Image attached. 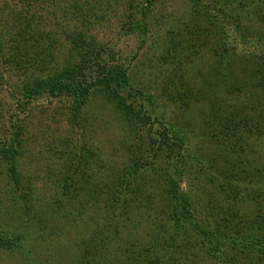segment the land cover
Returning a JSON list of instances; mask_svg holds the SVG:
<instances>
[{
    "label": "rangeland",
    "instance_id": "obj_1",
    "mask_svg": "<svg viewBox=\"0 0 264 264\" xmlns=\"http://www.w3.org/2000/svg\"><path fill=\"white\" fill-rule=\"evenodd\" d=\"M37 1L40 2L36 4ZM139 1L0 0V6H6L0 13V37L13 26L9 10L15 13L21 7L22 12L30 14L33 29L41 30L40 42L47 46L48 53L44 56L46 65L40 68L41 59L33 55L37 49L24 51L17 58L22 57L27 62L22 68L14 61L5 62L13 58L6 53V43L2 44L3 52L0 51V148L9 143L12 134H18L20 146L15 167L21 182L18 191L7 164L0 160V233L2 231L11 244L6 249L0 248V264H74L75 257L80 256L76 248L103 229L102 221L108 226L109 220L114 219L106 200L92 192L93 185L119 188L123 179L120 174L132 172V165L138 159L149 158L150 168H146L145 175H139L143 178L136 185L141 198L150 195L159 179L157 171L163 177L173 173L176 157L170 155L167 148H157V143L163 136L173 139L171 131L174 129L181 131L179 136L188 138L190 155L203 157L212 164L207 175L213 173V169L217 172L231 168L227 156L219 155L224 151L207 143L203 128L211 117V106L223 113L231 111L233 115H240L244 108H249L248 103L258 101L263 91L257 82L256 70L260 64L242 58L229 62L223 69L213 39H204L200 33L204 21L199 20L186 0H156L146 18L151 32L142 43L140 31L133 33L132 28L123 24L130 13L129 5ZM54 9L55 20L50 16ZM247 29V39L251 40L260 32L264 33L263 25L255 24ZM80 33L85 45H94L96 49L104 47L114 53L119 63L129 64L128 75L134 88L144 95H153L155 108L144 99L138 103L149 111L151 120H140L125 134V120L117 113L114 103L104 96L91 98L77 119L73 117L72 101L68 97L32 100L26 103L25 111L16 108L23 100L21 89L33 74L43 78L78 67L80 50L72 45V38L79 43L76 36ZM172 39L175 42L170 44ZM106 53L100 60L107 57ZM88 63L90 70L85 75L96 71L95 62L90 59ZM181 83L188 84L184 92L178 91ZM82 144L100 157L101 168L94 171L98 182L88 181L83 186L85 190L79 191L76 200L70 202L75 206L70 210L67 198L61 196L58 187L64 181L67 157ZM257 146H252L257 155L256 166L264 163V147ZM141 165L136 170L140 171ZM198 179L203 182L200 176ZM140 202L144 204L142 199L132 204L129 214L122 212L120 219L127 218V229L116 226L113 229L122 239L133 237L147 242L151 230L141 213ZM177 240L180 242L183 238L180 236ZM195 251V248L183 249L177 258L181 264L203 262L200 253H195V260Z\"/></svg>",
    "mask_w": 264,
    "mask_h": 264
},
{
    "label": "trees",
    "instance_id": "obj_2",
    "mask_svg": "<svg viewBox=\"0 0 264 264\" xmlns=\"http://www.w3.org/2000/svg\"><path fill=\"white\" fill-rule=\"evenodd\" d=\"M186 1L199 20L204 21L205 26L200 33L204 39H213L219 52L218 57L223 61L221 67H228L229 62L234 60L258 62V87L264 91V33H259L257 41L255 38L247 39L248 27L255 24L264 26V0ZM155 2L156 0H140L136 5L130 4V13L123 20L124 26L132 28L133 33L135 30L140 31L142 43L151 32L146 18ZM5 8V5L0 6V13ZM18 8L15 13L9 10L13 26L6 34H1L0 51L3 52L2 44L6 43V53H10L13 58L5 62L10 64L14 61L15 65L25 68L27 62L22 57L19 60L17 58L24 51L27 53L31 49H37L33 55L41 59L37 62L40 68H44V56L48 53L47 46H42L40 42L43 38L41 30L33 29L28 11L22 12L21 7ZM55 9L50 15L54 20ZM82 36V33L76 36L79 43L72 38V45L80 50L78 67L73 66V69H64L43 78L33 74L28 84L22 87L23 100L16 108L25 111L28 106L26 103L32 100L68 97L72 101L73 117L77 119L91 98L104 96L114 103L117 113L125 120V134H129L133 124L140 120H151L149 111L138 103L144 99L147 105L155 108L153 95H144L134 88L128 75L129 64L119 63L114 53L107 52L104 47L96 49L94 45H85ZM105 53L107 57L100 60ZM87 57L95 62L96 71L91 70L85 75L90 70V59H86ZM187 85L181 83L178 91H186ZM263 91L258 101L255 104L248 103L249 108H244L240 115H233L231 111L223 113V110L215 106L210 107L211 117L203 128L204 138L207 143L224 151L219 155L221 158L227 156L226 159L231 161L230 169L217 172L213 169V173L207 175L212 164L209 165L210 162L203 157L190 155L188 138L179 136L181 131L174 129L171 131L173 139L163 136L158 143L156 141L159 145L157 148H167L170 155L176 157L173 173L163 177L157 171L159 179L150 195L141 198V191L136 185L143 178L139 175H145L146 168H150L149 158L144 161L138 159L129 174L121 173L123 179L119 188L113 185H93L92 192L95 191L106 200L114 219L109 220V227L102 221L103 229L94 232L87 243H81L76 248V254L80 253V256L75 257L74 264H181L177 255H181L186 248H195V260V253L203 256V262L196 260L195 264H264V163L256 166L258 160L254 150L258 147L257 144L264 147ZM19 140L18 134L14 133L9 143L0 148V160L7 164L10 178L18 191L21 182L15 162ZM262 158L264 162V157ZM66 161L64 181L58 188L61 196L65 200L67 198L66 204L70 206V210H74L75 206L70 202L76 200L79 191L85 190L83 186L90 180H93V184L98 182L94 171L101 168L100 157L82 144ZM139 165L140 171L136 170ZM89 172L92 173L89 175ZM199 176L203 182L199 181ZM182 185L185 187L182 188ZM140 199L144 201V204L140 202L141 213L144 214V220L152 234L148 236L147 242H140L133 237L122 239L121 234H115L113 229L115 226L127 229V218L120 219L122 212L129 214V208ZM2 234L1 231L0 248L6 249L11 244ZM180 236L183 240L178 242Z\"/></svg>",
    "mask_w": 264,
    "mask_h": 264
}]
</instances>
